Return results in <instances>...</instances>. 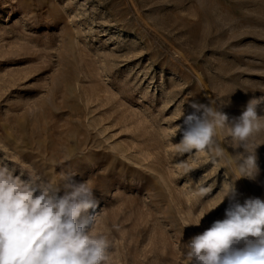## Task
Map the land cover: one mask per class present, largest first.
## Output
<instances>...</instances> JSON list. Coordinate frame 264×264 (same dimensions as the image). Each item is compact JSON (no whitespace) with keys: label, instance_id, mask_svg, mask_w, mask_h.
Wrapping results in <instances>:
<instances>
[{"label":"rangeland","instance_id":"rangeland-1","mask_svg":"<svg viewBox=\"0 0 264 264\" xmlns=\"http://www.w3.org/2000/svg\"><path fill=\"white\" fill-rule=\"evenodd\" d=\"M260 97L264 0H0V165L90 182L110 264H188L233 184L264 198V130L255 180L226 164V128L223 157L178 148L193 100L231 120Z\"/></svg>","mask_w":264,"mask_h":264},{"label":"clouds","instance_id":"clouds-1","mask_svg":"<svg viewBox=\"0 0 264 264\" xmlns=\"http://www.w3.org/2000/svg\"><path fill=\"white\" fill-rule=\"evenodd\" d=\"M261 103L264 97L250 99L230 120L215 101L193 100L178 126L179 150H207L223 157L217 136L226 128L235 152L226 164L235 166L237 180H255L260 145L251 138L264 130V116L257 111ZM59 175V182L32 173L25 178L0 165V264H110L109 235L98 232L96 218L88 215L97 204L93 186L76 181L71 173ZM240 195L233 184L221 201L228 200L224 218L184 243L188 264H264V198L250 196L241 202ZM202 218L184 227L199 226Z\"/></svg>","mask_w":264,"mask_h":264}]
</instances>
